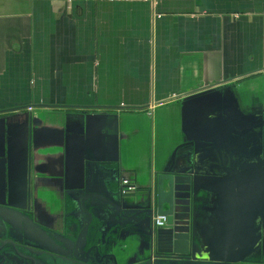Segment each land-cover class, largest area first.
Here are the masks:
<instances>
[{
    "label": "crops",
    "instance_id": "obj_1",
    "mask_svg": "<svg viewBox=\"0 0 264 264\" xmlns=\"http://www.w3.org/2000/svg\"><path fill=\"white\" fill-rule=\"evenodd\" d=\"M260 83L264 0H0V118L33 106L58 133L79 126L84 113L94 122L118 114L120 147L111 155L138 184L148 178L152 154L144 145L130 152L135 133L126 118L136 120L139 136L149 111L158 122L160 107L172 106L178 142L187 96L228 87L243 104H261ZM111 130H95V141L112 139ZM50 134L36 161L70 163ZM170 142L159 157L156 149V162L171 152Z\"/></svg>",
    "mask_w": 264,
    "mask_h": 264
},
{
    "label": "flooded vegetation",
    "instance_id": "obj_2",
    "mask_svg": "<svg viewBox=\"0 0 264 264\" xmlns=\"http://www.w3.org/2000/svg\"><path fill=\"white\" fill-rule=\"evenodd\" d=\"M217 89L225 92L228 87ZM236 99L244 115L226 114L219 122L214 114H195L212 118L210 127L199 132L208 133H185L163 162H156L151 153L148 178L140 184L122 173L111 190L116 198L134 192L137 201L130 209L121 208L104 185L82 184L74 163L58 162L50 168L36 161L37 149L29 158L18 147L21 130L15 137L11 126L21 125L24 119L0 118V129L1 121L8 123L0 131V264H264V102L247 106ZM148 116L153 119V110ZM87 117L91 124L86 129L105 120ZM85 119L79 126L85 125ZM134 120L123 121L135 133L133 143L140 133ZM121 121L118 114L112 116L113 138L106 139L117 150ZM140 138L141 134L135 141ZM206 142L213 147L202 146ZM195 151L203 152L200 166L208 174L198 178L204 190L194 192L191 181L177 194L180 231L188 237L183 234V245L176 250L168 237L159 238L175 212L168 211L167 204L162 210L149 191L140 189L153 184L157 171L173 166L179 158L188 161ZM110 154L105 157L115 156ZM117 158L114 164L123 172ZM111 203L118 216L107 222ZM112 221L115 224L108 226ZM214 245L222 250V261H214Z\"/></svg>",
    "mask_w": 264,
    "mask_h": 264
},
{
    "label": "water",
    "instance_id": "obj_3",
    "mask_svg": "<svg viewBox=\"0 0 264 264\" xmlns=\"http://www.w3.org/2000/svg\"><path fill=\"white\" fill-rule=\"evenodd\" d=\"M40 106L52 107L45 105ZM13 111L15 112V114H13L12 116H18L19 118L24 119L21 125H17L16 127L11 124V126L14 127L13 131L15 137H17V135H21V130L22 135L20 137V141L18 142V147H20L22 152H24L25 149V152H28L29 154V158L31 156V151L33 150L34 152L37 148H39L44 137L46 135H52L50 133L53 132V134L58 135L57 137L55 136L56 138H54L58 146H61L66 150L67 160L76 165V178L81 181L82 184L87 185L92 182L95 184H102L104 185V188L107 190V192L111 194L113 200L116 201L121 208L130 209L132 207H135V205L133 204L136 203L137 198H135L134 192L130 193V197L116 198L113 190H111L113 183L120 181L123 173L122 169L114 164L115 162H117L114 160H118L117 157L115 159L105 157L112 151V149L109 151L108 149L113 147L115 151H117L116 147L114 146V144L112 146V143L110 144V142L107 141H95V130H111L110 122H106V120H104V122L101 124H95L94 128L86 129L85 127L87 126V124H91L88 122L87 116L91 115L84 113L86 117L84 126H67L65 130L58 129V133H55L54 130L56 129L45 126L44 120L42 118L34 116L32 112L25 110V108L15 109ZM235 112L244 115L239 107L234 93L230 89H227L225 92H223L216 87H209L207 89L194 92L193 94L185 98L184 106L182 108L183 123L185 126L186 134L188 135L189 132L191 133L193 130H196L197 133L201 136L208 133L207 132L200 134L199 132H205L208 128V125L210 127V124L208 123L210 117L206 118L205 116L201 119V117L199 116H194L195 114H207L208 116L210 114H214L216 119L221 122L223 119H225L224 115L232 114ZM100 116H102L101 118L106 119L104 114H101ZM6 117L8 118V116H4L2 119H5ZM194 118L195 120H193ZM1 122L2 126L0 131H4V128L6 129L5 125L8 126V123H4L3 121ZM202 138H204V136ZM187 141H189V139ZM206 143H204V145L202 146L208 145V143ZM3 144L4 140L2 141V145ZM185 144L188 143L186 142L183 145ZM208 146L213 147V145ZM2 147L4 148V145ZM202 155L195 151L192 154L191 158L188 159V161L179 158L177 161H174L173 166L168 164L162 170L156 172L153 178V184H151L150 187L140 189V192L149 191V197L156 198L157 204L162 210L164 208V205L167 204L169 206L168 211H170L171 213L175 212L174 216H172L170 222L168 223L169 225L165 226V228L168 229H163L159 232V238L162 236L168 237L176 250H180V246L183 245L181 244V242H183V236L185 235L180 231L183 227V224L180 221L182 217H180L177 213L178 203L176 197L178 192L183 190L185 186H190L191 181H194L192 187L194 192L204 190L203 186L198 185V178H201L208 174V171L204 170V168L200 166L203 159ZM61 159L62 156H60V160ZM112 159L114 160L112 161ZM108 164H113L114 167L109 168ZM99 173H102V176H100ZM16 175L18 174H15V176ZM87 189L90 188L87 187ZM110 205L112 207L109 209L108 218L106 220L107 222H109L113 217L118 216L115 212L113 203H111ZM111 224H115V222L112 221L108 224V226ZM187 237L188 234H186L184 238ZM215 250L217 251V256L213 257L214 259H216L214 261H222V250L219 249L218 251L216 247Z\"/></svg>",
    "mask_w": 264,
    "mask_h": 264
},
{
    "label": "rangeland",
    "instance_id": "obj_4",
    "mask_svg": "<svg viewBox=\"0 0 264 264\" xmlns=\"http://www.w3.org/2000/svg\"><path fill=\"white\" fill-rule=\"evenodd\" d=\"M261 84L262 83H260V85L257 86L255 90H260L264 92V85ZM246 105L249 106L250 103H246ZM159 116H161V120H158V122H154V119L152 120L146 118H143L141 120V124L144 125L141 138L136 140L137 143H134V146L132 148L130 147V152H135V148L144 145L143 147H148L150 152L153 153V155L156 154L157 149V154L159 157L165 139L171 141L170 143L177 142L175 131L176 117L174 114L173 107H160ZM133 122H135V120ZM132 157L134 158L135 155L133 154ZM142 173H144V169H142Z\"/></svg>",
    "mask_w": 264,
    "mask_h": 264
},
{
    "label": "built area",
    "instance_id": "obj_5",
    "mask_svg": "<svg viewBox=\"0 0 264 264\" xmlns=\"http://www.w3.org/2000/svg\"><path fill=\"white\" fill-rule=\"evenodd\" d=\"M28 109H29V110H32V109H33V107H32V106H30Z\"/></svg>",
    "mask_w": 264,
    "mask_h": 264
}]
</instances>
